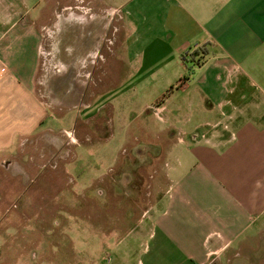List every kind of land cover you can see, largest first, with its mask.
<instances>
[{"label":"crops","instance_id":"1","mask_svg":"<svg viewBox=\"0 0 264 264\" xmlns=\"http://www.w3.org/2000/svg\"><path fill=\"white\" fill-rule=\"evenodd\" d=\"M65 1L0 0V165L17 161L19 145L47 130L48 108L35 87L44 40L58 34L59 49L91 58L98 33L111 50L124 38L117 53L129 79L157 73L180 84L149 108L161 126L127 155V163L140 159L136 172L116 155L106 168L111 195L108 186L95 191L107 193L106 208L128 211L133 194L139 204L142 194L157 195L115 240L136 238V264H253L264 239V0ZM50 2L58 9H47ZM200 47V64H192ZM80 112L83 122L97 117L92 134L107 129L95 105ZM135 175L146 183L130 184ZM158 177L165 186L148 184Z\"/></svg>","mask_w":264,"mask_h":264},{"label":"rangeland","instance_id":"2","mask_svg":"<svg viewBox=\"0 0 264 264\" xmlns=\"http://www.w3.org/2000/svg\"><path fill=\"white\" fill-rule=\"evenodd\" d=\"M46 8L57 10L58 4L50 2ZM98 35L99 47L91 58L79 49H59L58 34L45 39L40 48L35 87L48 108L42 124L47 130L19 145L17 161L0 165V264H136L130 256L139 244L136 238L131 234L120 243L115 239L136 226L143 207L157 195L144 193L139 204L133 194L136 203L128 211L106 208L107 193L96 198L95 191L108 186L111 195L113 180L106 168L116 155L119 162L125 159L129 164L130 173L136 172L140 159L132 156L127 163V155L135 153L137 139H155L161 126L149 108L176 92L180 81L157 80V73L143 81L129 79L117 53L124 38L117 34L113 54L102 46L106 33ZM86 105L96 106V115L107 120L106 130L92 134L97 129L91 124L97 118L94 113L86 116L93 119L81 121L80 110ZM86 138H91L87 144H76ZM145 183L146 177L135 175L130 184ZM148 184L165 186L166 181L149 178ZM96 201L102 204L97 206ZM262 241L257 242L253 264H264ZM245 261L240 259L241 264Z\"/></svg>","mask_w":264,"mask_h":264},{"label":"trees","instance_id":"3","mask_svg":"<svg viewBox=\"0 0 264 264\" xmlns=\"http://www.w3.org/2000/svg\"><path fill=\"white\" fill-rule=\"evenodd\" d=\"M203 49H204L203 47H200L198 50H195V51L191 54V57H192V58H191L190 62H192V64H200V58L196 57V55H197L198 53H201Z\"/></svg>","mask_w":264,"mask_h":264}]
</instances>
